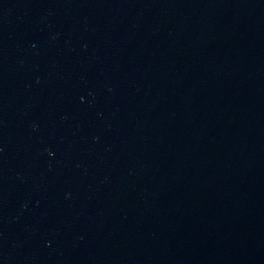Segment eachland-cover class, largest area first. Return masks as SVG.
Returning <instances> with one entry per match:
<instances>
[{"label": "water", "instance_id": "1", "mask_svg": "<svg viewBox=\"0 0 264 264\" xmlns=\"http://www.w3.org/2000/svg\"><path fill=\"white\" fill-rule=\"evenodd\" d=\"M0 264H264V0H0Z\"/></svg>", "mask_w": 264, "mask_h": 264}]
</instances>
